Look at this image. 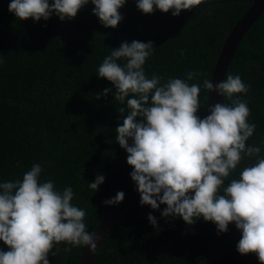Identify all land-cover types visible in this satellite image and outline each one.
<instances>
[{
	"label": "trees",
	"instance_id": "16d2710c",
	"mask_svg": "<svg viewBox=\"0 0 264 264\" xmlns=\"http://www.w3.org/2000/svg\"><path fill=\"white\" fill-rule=\"evenodd\" d=\"M10 2L0 0V184L22 180L39 163L42 182L52 179L61 192L73 189L72 204L85 210L91 233L116 206L104 201L121 191L124 200L138 193L127 153L116 142L115 130L127 112H118L122 105L113 100L114 86L98 77L103 60L124 41L152 42L154 50L143 66L149 78L158 75L163 83L186 79L188 72L205 74L188 81L201 87L197 115L203 119L208 95L203 79L210 81L225 39L251 2L205 0L174 17L159 10L145 15L136 0H126L115 29L101 24L91 2L74 19L61 21L53 14L38 22L18 20L9 12ZM229 74L239 75L248 86L246 95L233 99L247 102L248 122L256 128L246 146H261L259 158H264V11L241 39L224 79ZM105 88L112 89L107 97ZM256 159L242 160L229 179ZM97 174L105 181L95 192L88 184ZM165 207L126 217L106 237L93 264H260L255 254L237 251L242 234L235 224L218 233L203 218L192 225L179 217L162 218ZM149 214L156 218V227ZM56 247L59 251L56 256L49 253V264H77L81 247L70 252L64 251L68 245ZM0 249L8 251L2 241Z\"/></svg>",
	"mask_w": 264,
	"mask_h": 264
},
{
	"label": "clouds",
	"instance_id": "9594fccd",
	"mask_svg": "<svg viewBox=\"0 0 264 264\" xmlns=\"http://www.w3.org/2000/svg\"><path fill=\"white\" fill-rule=\"evenodd\" d=\"M89 2L105 28L115 29L123 19L119 9L126 0H11L9 12L21 21H47L53 14L64 21L74 19ZM136 3L145 15L159 10L177 17L205 0ZM153 50L150 41H124L98 68V77L114 86L113 100L122 105L118 112H127L115 130L116 142L127 153L141 206L155 211L165 205L162 218L179 217L187 225L203 218L215 224L218 233H226L229 224H235L242 234L237 251L255 254L264 264V158H259L261 146H246L256 128L248 122L247 102L233 99L246 95L248 86L239 75L229 74L216 84L204 78L208 97L217 93L231 100V105L216 103L201 119L197 115L201 87L188 81L205 74L188 72L186 79L169 78L163 83L158 75L149 78L143 66ZM110 92L112 89L105 88L103 96ZM100 98L97 94L96 99ZM245 158L257 159L243 167L238 177L229 179ZM42 171L37 163L22 180L0 184V241L8 248L0 249V264H49V253L56 256V246L61 244L70 246L65 252L78 247L91 253L97 249L100 237L96 231L86 230L85 210L72 204L73 189L61 192L52 179L42 182ZM104 181L105 177L97 174L88 187L96 192ZM124 196L117 192L104 204L117 205ZM148 220L157 226L153 215L149 214Z\"/></svg>",
	"mask_w": 264,
	"mask_h": 264
},
{
	"label": "water",
	"instance_id": "95a60500",
	"mask_svg": "<svg viewBox=\"0 0 264 264\" xmlns=\"http://www.w3.org/2000/svg\"><path fill=\"white\" fill-rule=\"evenodd\" d=\"M245 1L251 2V5L246 13L234 25L221 47L210 79L214 84L219 83L224 79L228 66L231 63L232 57L240 44L241 39L264 11V0ZM216 103L223 104L225 102L217 93H211L209 94V97L207 95V115L210 114L209 108ZM149 207L150 206H141L140 195L137 193L109 210L100 219L99 223L93 230L96 231V235L100 237L96 251L91 253L88 248L81 247L77 264H93L95 256L109 233L129 215L138 210Z\"/></svg>",
	"mask_w": 264,
	"mask_h": 264
}]
</instances>
